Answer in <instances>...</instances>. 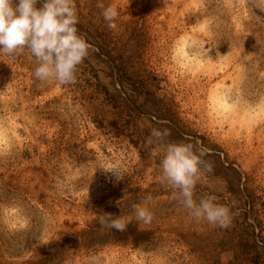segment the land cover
<instances>
[{
  "label": "rangeland",
  "instance_id": "1",
  "mask_svg": "<svg viewBox=\"0 0 264 264\" xmlns=\"http://www.w3.org/2000/svg\"><path fill=\"white\" fill-rule=\"evenodd\" d=\"M75 3L91 45L75 83L0 56V264H264V0ZM152 128L170 135L149 143ZM169 142L206 149L194 198L228 206L226 227L162 182ZM102 213L133 221L108 230Z\"/></svg>",
  "mask_w": 264,
  "mask_h": 264
},
{
  "label": "clouds",
  "instance_id": "2",
  "mask_svg": "<svg viewBox=\"0 0 264 264\" xmlns=\"http://www.w3.org/2000/svg\"><path fill=\"white\" fill-rule=\"evenodd\" d=\"M109 29L117 27L118 10L114 5L97 3ZM75 0H0V56L15 57L25 50L35 58L34 77L41 82L60 85L76 81L78 66L88 57L91 45L79 34ZM170 135L167 129L152 128L149 143H163ZM161 160V180L173 190L175 199L197 221L226 227L232 219L231 209L216 202V197L205 195L194 198L203 170H211L203 157L206 149L192 143L164 144ZM121 179L118 168L110 170ZM151 196L133 205L135 221L149 224L153 213L149 208ZM101 228L124 231L132 222L122 215L111 213L97 216Z\"/></svg>",
  "mask_w": 264,
  "mask_h": 264
}]
</instances>
